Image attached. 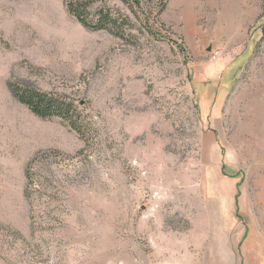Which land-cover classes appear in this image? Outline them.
<instances>
[{"label": "rangeland", "instance_id": "1", "mask_svg": "<svg viewBox=\"0 0 264 264\" xmlns=\"http://www.w3.org/2000/svg\"><path fill=\"white\" fill-rule=\"evenodd\" d=\"M107 2L134 44L0 0V264H264V1L170 0L165 29L157 0ZM12 84L68 97L86 137Z\"/></svg>", "mask_w": 264, "mask_h": 264}, {"label": "trees", "instance_id": "2", "mask_svg": "<svg viewBox=\"0 0 264 264\" xmlns=\"http://www.w3.org/2000/svg\"><path fill=\"white\" fill-rule=\"evenodd\" d=\"M120 1L131 10L138 21L135 10L141 9L145 0ZM169 1L157 0L159 13L152 20L154 25L159 24L164 29L166 26L160 22L158 17L164 12ZM66 2L69 13L86 29L93 32H108L128 44H134V40H137L136 32L139 31L137 23L120 8L109 5L107 0H66ZM146 24L148 31H151L150 20L146 21ZM181 50L185 51L183 47ZM11 90L22 104L44 120L62 118L82 137H86L88 130L91 129L90 125L86 124L85 118H83L76 104L68 97L18 84H12ZM32 176L30 169L28 171L30 182H32Z\"/></svg>", "mask_w": 264, "mask_h": 264}, {"label": "bare ground", "instance_id": "3", "mask_svg": "<svg viewBox=\"0 0 264 264\" xmlns=\"http://www.w3.org/2000/svg\"><path fill=\"white\" fill-rule=\"evenodd\" d=\"M184 2H190V1H192V0H183Z\"/></svg>", "mask_w": 264, "mask_h": 264}]
</instances>
